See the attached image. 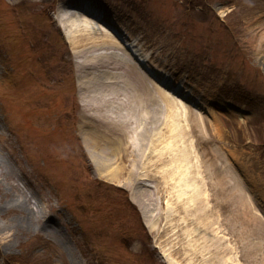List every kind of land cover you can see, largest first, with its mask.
Returning <instances> with one entry per match:
<instances>
[{"label": "rangeland", "instance_id": "374dc122", "mask_svg": "<svg viewBox=\"0 0 264 264\" xmlns=\"http://www.w3.org/2000/svg\"><path fill=\"white\" fill-rule=\"evenodd\" d=\"M65 1L0 0V264H264V0H88L194 104L72 46ZM105 52L147 95L96 83Z\"/></svg>", "mask_w": 264, "mask_h": 264}, {"label": "bare ground", "instance_id": "6f19581e", "mask_svg": "<svg viewBox=\"0 0 264 264\" xmlns=\"http://www.w3.org/2000/svg\"><path fill=\"white\" fill-rule=\"evenodd\" d=\"M65 3L71 4V6L75 7V10L70 11L71 13L63 14L64 18H61V19L68 22L69 26H71V27L74 26L75 29L85 31L84 33L70 35V44L72 46L75 45L76 41H78V38L79 39L80 38H85V39L91 38L90 41H93L94 43H97V42L103 43V45H106V46L107 45L113 46V44H111V42L114 43V41H115L117 44L123 45L121 47L115 43V45L117 47H119V48L124 47L123 49H128L130 52H131V50H133L132 53L135 54V56L137 55V57L139 59H141L142 62H144V64L146 66H148V68L152 72V75L157 77L158 79H160L164 83L163 85L160 84L163 88L165 87V84L167 85L170 83L166 78H164L165 76H163V74H161V71H159L158 69H152L149 67L147 62L151 58L150 54L147 51H143V52L139 51L138 41H136V38L127 36L128 32L122 26L117 24L114 17L107 15V13L105 11L99 9L98 6H95L94 2H89L88 0L71 1V3L69 1H65ZM74 4H76V5H74ZM83 8H85V9H83ZM99 17H101L102 19L103 18L107 19L108 22L113 23L114 26L109 27L110 30L114 33L112 35V37H110L111 35H107L106 33L102 32L100 27H97L95 24H92V22H94L95 19L98 20ZM90 34H92V35H90ZM112 38H113V40H112ZM140 49H141V47H140ZM116 58H117V56L113 52H105V54H99V55L97 54L95 56V58H94L95 60L92 62L91 65H94V67H95V66H98L96 64V63H98V64L103 66V67H101L103 69L98 71V73H97V75L100 77V79L98 78V80H96L97 81L96 83L99 84L100 82H102L103 78L110 77L113 79L115 77H117V78L123 77L124 78L123 83H119L117 78H116L117 81H112L113 85L121 86V87H115L114 90L120 92V94H121V91L122 90L125 91L124 90L125 88L132 89L133 93H130V94L127 93L126 101L128 103H132L135 101L137 102V98L138 97L143 98L144 95H147L146 90L149 89L148 85H146V83H143V82H145V80H144L145 77L142 76V71L140 69H137V67L132 63V61L128 57L124 58L125 63H123L124 64L123 67L120 66L122 63H120L118 60L116 61ZM120 61H122V60L120 59ZM140 64H141V62H140ZM149 75H150V78L153 80V78H152L153 76L151 74H149ZM139 78H141V80ZM113 85L109 84L108 86H113ZM143 88L146 90H143ZM110 90H113V88H111ZM175 90L176 91H183V92H185V94L187 96L192 97L188 93V91L182 86V84L180 82H172V84H170V87H167L166 91L168 93L166 91H164L165 97H169V95L172 96V93H173V91L175 92ZM193 99L196 102H198L197 97H195ZM175 101L178 105H180V103L178 102L179 101L178 99ZM147 106L144 105V108L143 107L141 108L142 110L144 109L143 110L144 113L142 112V115H140L141 117L142 116L144 117L145 113H147V115L151 114L150 116L153 115L152 113H155L154 111H151V110L148 111L149 108ZM184 107L187 108V106H185V104H184ZM135 108H136L135 106L134 107L131 106L129 108L132 115H133V113H135V115H136L137 111L135 110ZM150 109H152V108H150ZM170 116H172V115H170ZM148 117H149V115H148ZM169 130L171 131V138L176 140L177 135H178L176 125L170 124ZM116 142L117 143L114 146L115 151H117L116 153H117L118 158H122L124 151L121 150L122 148L121 149L119 148L120 147V145H118L119 140ZM170 142H172V139L170 140ZM176 149H179L178 144L177 143L176 144L171 143V150L175 151L172 155V162L178 163V164H180V167L181 166L183 167L182 164L186 158V155H184L185 152L183 153V156H181V155L178 156L176 154ZM114 155H115V153H114ZM108 161H109V159L107 158V161H103L104 163L101 162L100 163L101 167L110 169L112 166L116 165V167L114 168V170L112 172L116 173L117 177H118V175L121 177L124 174L123 168L120 167L118 164H116V162H112V161L108 162ZM183 170L185 172L184 175H186V173L188 172L187 170H189V163L186 164V166L184 167ZM133 175H137V174H135L133 172L132 173L130 172L128 174V176H133ZM22 201L23 200L16 199L17 205L19 207L25 206L28 208L29 206L25 204L26 202L25 201L22 202ZM29 212H30V215H31V212H32V214H34V212L31 211V208H30Z\"/></svg>", "mask_w": 264, "mask_h": 264}]
</instances>
